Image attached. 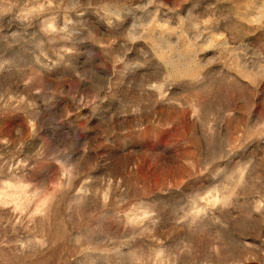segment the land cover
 Returning <instances> with one entry per match:
<instances>
[{
	"label": "rangeland",
	"instance_id": "obj_1",
	"mask_svg": "<svg viewBox=\"0 0 264 264\" xmlns=\"http://www.w3.org/2000/svg\"><path fill=\"white\" fill-rule=\"evenodd\" d=\"M0 264H264V0H0Z\"/></svg>",
	"mask_w": 264,
	"mask_h": 264
}]
</instances>
